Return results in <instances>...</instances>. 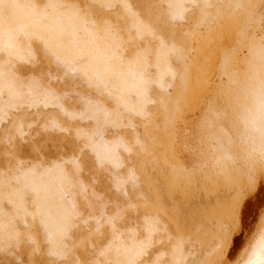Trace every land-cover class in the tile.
I'll list each match as a JSON object with an SVG mask.
<instances>
[{
  "label": "bare ground",
  "instance_id": "obj_1",
  "mask_svg": "<svg viewBox=\"0 0 264 264\" xmlns=\"http://www.w3.org/2000/svg\"><path fill=\"white\" fill-rule=\"evenodd\" d=\"M258 1L0 0V264H264V211L224 260L237 240L228 221L242 224L239 187L259 173L254 155L264 165L262 87L254 114L236 97L250 126L238 151L225 122L211 128L231 92L207 76L239 64L261 81ZM185 90L201 95L206 130L191 167L155 160Z\"/></svg>",
  "mask_w": 264,
  "mask_h": 264
},
{
  "label": "rangeland",
  "instance_id": "obj_2",
  "mask_svg": "<svg viewBox=\"0 0 264 264\" xmlns=\"http://www.w3.org/2000/svg\"><path fill=\"white\" fill-rule=\"evenodd\" d=\"M260 2V3H259ZM253 16L256 18L258 16L261 17V21L257 24V26H254L253 30L250 32V38H255L256 40H260L264 37V0H259L257 8L255 9ZM225 25L227 22H224ZM248 24H251L249 21ZM228 36H232V31H227ZM215 35V39L219 41L218 38L220 36ZM246 35L243 37L241 43L236 45L233 55H237L238 58L242 61L244 59L249 58L250 52L247 48L249 40L244 39ZM228 42V40H224ZM217 64L220 65V61H217ZM261 71V70H260ZM230 75H237L238 81L236 84L230 83L229 77ZM207 76L211 80V86L212 89L219 90L222 88L227 87L228 91L231 92L227 96L225 95L223 98V101L219 103L217 111L219 112V117H214V125L211 127L212 130L216 128V126L219 124V121L225 122L226 127L228 128L229 132L231 133L233 137V142L235 144V147L238 149V151H241L243 147L246 146L244 143L245 138L249 137V129L250 126H247V131H244V122L243 117L245 114L242 108H240L237 104L236 97L240 98L241 101L244 104H247L249 107H251V112L254 114L255 111L258 110V105L255 107L252 105V93L255 89L262 87L261 92H264V75L261 77V81L258 83H253L251 81V77L253 76V70H247L244 67H240L239 64H235L234 67L229 68V74H222L220 73L219 69H213L212 72L208 73ZM208 92V91H207ZM171 93H173V88L171 89ZM207 96V95H206ZM206 96H204L206 98ZM199 96L193 95V93L189 90H185V93L182 94L181 99V107L180 110L173 115V118L169 119L171 122H173V128L171 131L172 139L165 138L164 146L167 147V149H163L162 151H157L155 160L161 161L160 157H162L164 152L170 153L168 155V159H177L180 163H184L187 165V167L193 166V164L197 163V159L202 155L201 150H203L204 145L206 144V137H205V129L200 130V127L204 124V118H203V112L202 109L204 105H201ZM12 129V128H11ZM10 129V130H11ZM8 132V131H7ZM206 146V145H205ZM35 147V148H34ZM190 147V149H189ZM192 147V148H191ZM201 150H199V148ZM25 148H28V150L32 153L33 158H37L35 154L39 153V148L41 150V147L37 149L35 144L33 142L27 143L25 145ZM5 147L3 145H0V150H4ZM33 149V150H32ZM36 149V150H35ZM169 150V151H167ZM36 151V152H35ZM38 152V153H37ZM4 157V151H0V158ZM254 164L257 169L256 179L254 183H242L244 185H240L239 191H238V201H239V208L240 206L244 207V209L240 208L242 211V215L240 216L242 219V224L239 226L238 230L237 225L235 223V220L232 219L228 223L230 224L231 230L233 231V234L237 235V240L235 243H231L232 246L230 250L228 251V254L225 255V259H235L238 254H241V252L245 240H248L251 236V233H253V229L255 226H259L260 221L262 218V213L264 211V174H260V170H264V165L262 163L261 159H257V156L254 155ZM14 159L12 158L13 162ZM5 162H2L0 166H4ZM235 181L228 180L224 183L227 187H232L234 185ZM250 184V185H249ZM223 185V184H222ZM249 185V186H248ZM177 198L175 202H178L180 205H183V203L186 201V198H182L180 194L175 193L173 194ZM185 199V200H184ZM260 199V200H258ZM263 199V200H262ZM260 201V204H259ZM178 217V216H177ZM177 217L175 216V220H177ZM170 220V218H169ZM32 224V221H29V224ZM236 229V230H235ZM232 234V235H233ZM248 238V239H247ZM231 239V238H230ZM16 241V240H15ZM23 244H18L20 248L25 251L27 254L30 252L26 250V236L23 235ZM158 247H162V245H159ZM158 247H153V245L150 246V249H157ZM240 250V251H239ZM236 254V255H235ZM217 257L211 256L208 259H214L212 263L209 261L206 264H216ZM236 258V259H237ZM218 259V258H217ZM221 259V258H220Z\"/></svg>",
  "mask_w": 264,
  "mask_h": 264
},
{
  "label": "clouds",
  "instance_id": "obj_3",
  "mask_svg": "<svg viewBox=\"0 0 264 264\" xmlns=\"http://www.w3.org/2000/svg\"><path fill=\"white\" fill-rule=\"evenodd\" d=\"M256 95H259L261 97H264V92H257ZM260 111L264 113V99L261 100L260 103Z\"/></svg>",
  "mask_w": 264,
  "mask_h": 264
}]
</instances>
